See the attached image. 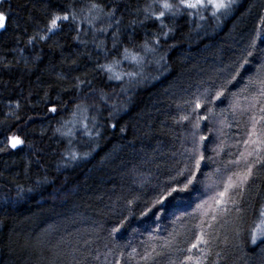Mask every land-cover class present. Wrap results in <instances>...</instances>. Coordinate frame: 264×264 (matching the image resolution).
Returning a JSON list of instances; mask_svg holds the SVG:
<instances>
[{"label": "trees", "instance_id": "trees-1", "mask_svg": "<svg viewBox=\"0 0 264 264\" xmlns=\"http://www.w3.org/2000/svg\"><path fill=\"white\" fill-rule=\"evenodd\" d=\"M162 2L0 0V264H264V146L218 195L264 127V0L157 19Z\"/></svg>", "mask_w": 264, "mask_h": 264}, {"label": "snow or ice", "instance_id": "snow-or-ice-1", "mask_svg": "<svg viewBox=\"0 0 264 264\" xmlns=\"http://www.w3.org/2000/svg\"><path fill=\"white\" fill-rule=\"evenodd\" d=\"M231 4H232V0H178V5H174L173 3L170 2V0H163V2L160 3V8L162 10L159 12V16L157 17V19L164 17L166 12L171 15H176L180 11L181 7L183 9H195V10L212 9L213 10L212 14L215 15L216 12L222 9L227 10L231 6ZM93 7L95 8L96 6L93 5ZM6 19L7 17L5 16V14L3 12H0V29H3L5 27ZM61 19L67 20L68 16H63V17L56 16L54 19H52L51 27L49 28V31H52L53 29H55L57 27V21ZM157 43H159V41H157ZM254 47H255V41H253V44L250 46V49ZM125 53H126L125 58L126 59L129 58L127 49H125ZM252 55H253V51L249 50L245 58L243 59V62L240 65H238V69L243 68L244 65L248 64L249 60L247 59V57H251ZM132 59H136V57L133 55ZM103 67L105 68L107 72L112 73L116 79L122 78L119 73L114 72L113 66H103ZM235 74L239 75V70H237ZM113 76H110L109 78L111 79L113 78ZM249 85L255 89L254 92L249 93V96L252 100V106L254 107L255 103H258L261 100H264V71L258 72L254 80L250 79ZM245 90H247V88ZM221 95H223V91L217 92L215 98L219 99ZM248 98L249 97H245V99H248ZM196 107H199V104H196ZM259 110L261 113H264V106H262ZM52 111L55 112L56 109L53 108ZM252 119H253V126H252V131L249 133V136L250 137L255 136L256 139L250 140V141L246 140L245 144H248L250 142L254 145V147L252 151L247 152V156L245 155L244 152L240 153V159L244 160L243 169L241 171L234 172L233 175L236 177L235 182L233 183L232 178L230 177L229 184L225 187L224 191L218 194L219 197L223 198L225 197L227 193H229L230 189H233L234 191L232 192V195L229 196V201L233 203L235 201L232 200V196L244 190L245 185L248 183L249 177L253 175V168L255 167V164L260 162L261 158L258 155V153L261 151L262 146H264V127H261L259 131H257L256 129L257 121L255 117H253ZM260 119L264 120V115H262ZM197 126H198V122H197ZM201 139H205V138L201 137ZM9 143L11 144L12 148H16L17 145L22 144L23 141L20 140L18 137H10ZM197 153H198V148L193 152L190 159L194 160L195 168L198 170L200 161L204 159V156L202 153L197 156ZM254 154H256L255 160L249 161L247 157L253 156ZM73 158H76L75 155L73 156ZM239 162L240 160L234 161V163H239ZM191 170L192 169L189 168V171ZM193 179L194 177L187 178V184H185L184 187L182 188H179V189L175 187L171 188V190L167 193V195L162 197L160 200H158L157 203H163V201L167 199L168 196H171L173 192L187 190V186L189 184H192ZM216 202L221 203L219 199ZM221 210L227 211V208L225 207V208H222ZM260 217L261 219H260L259 224L252 230L251 243L253 245L257 243L258 239L261 241H264V209L260 211ZM212 218L215 219L214 216ZM113 231L116 232V231H119V229L114 228ZM200 243H207V241H201L200 238H197L196 243L193 244L192 246L197 247V245H199ZM187 259H191V257H188ZM196 264H200L199 259H197Z\"/></svg>", "mask_w": 264, "mask_h": 264}, {"label": "rangeland", "instance_id": "rangeland-1", "mask_svg": "<svg viewBox=\"0 0 264 264\" xmlns=\"http://www.w3.org/2000/svg\"><path fill=\"white\" fill-rule=\"evenodd\" d=\"M18 138H19V137H18ZM19 139H21V138H19ZM19 145H21V144H19ZM19 145H17V146H19ZM259 222H260V221H259ZM258 224H259V223H258ZM258 224H257V225H258ZM260 241H261V240L258 239V240H257V243H259ZM257 243H256V244H257Z\"/></svg>", "mask_w": 264, "mask_h": 264}, {"label": "water", "instance_id": "water-1", "mask_svg": "<svg viewBox=\"0 0 264 264\" xmlns=\"http://www.w3.org/2000/svg\"><path fill=\"white\" fill-rule=\"evenodd\" d=\"M2 29H0V31H1Z\"/></svg>", "mask_w": 264, "mask_h": 264}]
</instances>
